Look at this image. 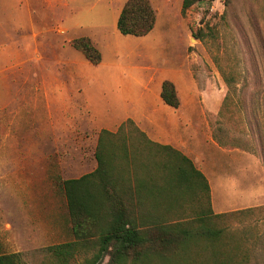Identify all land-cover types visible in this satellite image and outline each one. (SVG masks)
I'll list each match as a JSON object with an SVG mask.
<instances>
[{"label": "rangeland", "instance_id": "374dc122", "mask_svg": "<svg viewBox=\"0 0 264 264\" xmlns=\"http://www.w3.org/2000/svg\"><path fill=\"white\" fill-rule=\"evenodd\" d=\"M148 1L155 20L142 38L116 29L124 0H0V254L15 253L22 264H53L44 248L72 239L59 182L87 171L94 152L81 77H159L186 60L197 89L218 107L226 86L214 56L233 71V87L220 112L206 118L212 138L229 151L217 153L206 174L215 202L245 206L213 216L203 188L153 199L162 204L149 207L150 217L198 225L213 235L191 236L171 261L153 257L149 264H210L219 251L241 264H264V0H225V5L203 0L183 14L181 0ZM196 29L206 32L202 41L192 37ZM78 36L98 48V63L70 45ZM114 94L90 93V98L96 107ZM107 144L101 154L112 167L119 165L111 187L125 198L127 190L114 186L129 172L124 168L132 154L134 165L144 161L130 172L169 171L159 154L145 160L138 143H132V152ZM199 215L203 219L197 220ZM95 250L81 247L67 264H79Z\"/></svg>", "mask_w": 264, "mask_h": 264}, {"label": "trees", "instance_id": "16d2710c", "mask_svg": "<svg viewBox=\"0 0 264 264\" xmlns=\"http://www.w3.org/2000/svg\"><path fill=\"white\" fill-rule=\"evenodd\" d=\"M199 1L203 0H181L180 13L183 14L193 3ZM223 4H226L225 0ZM154 20V11L148 0H124L117 14L115 26L120 34L142 36L151 30ZM205 26L207 27V25ZM206 30L208 35L212 34L210 28L207 27ZM207 34L202 29L191 30L192 37L199 41H202ZM70 45L78 50L88 62L96 64L100 61L98 48L87 36L72 38ZM212 60L226 86L218 107V113L233 87L234 73L227 65L221 64L216 57L212 56ZM159 95L164 103L172 107L177 106L178 99L174 86L169 80L161 81ZM130 124L132 121L126 119L120 124V127ZM104 132L99 131L94 148L95 167L76 178H64L59 182L66 202L72 239L50 244L44 248L50 260L54 261L53 264H67L77 249L86 246H96V250L79 264H98L104 256L107 257L104 264H149L153 257L167 263L174 257L173 254L185 250L186 242L191 236L210 238L209 236L213 235L210 229L198 225L161 222L157 217L148 215L149 211L153 210L136 211L129 208V198H125L124 193L111 187L115 178L111 174L113 169L117 168L116 171H119V165L116 168L112 167L109 158H104L101 154L103 152H101L100 137ZM216 142L221 145L219 141L216 140ZM147 143L153 147V154H159L166 158L165 161L161 162L162 164L167 166L169 163V171L163 173L172 174V177H176V182L179 185H184L191 190L203 188L206 193L208 213L212 214L209 207L206 180L194 168L191 161L168 146H160L148 141ZM107 146L113 148L114 144L112 146L107 144ZM117 146L120 147L121 145ZM125 147L122 146V148ZM158 147L162 150L155 153ZM136 148L138 149V147ZM127 149L132 152L133 144L129 145ZM143 161L144 159L134 165L132 154L127 168L124 169L135 171L138 166L143 167ZM108 173L111 176H108ZM174 190L175 194L183 191L178 186H175ZM177 199L171 201H177ZM222 214L224 213L212 215L220 216ZM203 217V215H199L197 220H201ZM167 252L171 254L168 255ZM219 252L216 253L215 257H211L210 264H241L240 259L234 255L223 251ZM0 264H22V262L19 261L15 253H9L0 254Z\"/></svg>", "mask_w": 264, "mask_h": 264}, {"label": "crops", "instance_id": "0c3cea01", "mask_svg": "<svg viewBox=\"0 0 264 264\" xmlns=\"http://www.w3.org/2000/svg\"><path fill=\"white\" fill-rule=\"evenodd\" d=\"M143 36L138 37L143 38ZM164 79L169 80L174 86L178 99L176 107L169 106L160 98V83ZM80 80L84 106L95 131L93 149L97 143L99 131H105L100 137L101 145L107 143L121 145L120 149L122 150L124 149L123 145L128 147L132 143H138L143 147L145 160L153 152V147L147 141L160 146H168L187 157L194 168L204 176L212 214L232 211L245 206H224L212 198V187L206 174L210 167L208 162H212L217 153L226 154L229 149L221 147L212 138L208 125L209 120L206 117H215L219 106L217 107V101L210 95L197 89L186 60L180 69L167 70L164 75L159 77H154L150 73L146 78L115 75L108 77L85 76ZM106 83H111L113 89H109L108 86L104 87L107 85ZM90 85L93 86L90 87ZM107 91L115 93L114 99H107L106 104L95 107L90 93L105 92L107 94ZM126 119H130L132 124L120 127V124ZM147 147L149 152L146 151ZM159 150L162 149L158 147L155 152L158 153ZM91 153L92 159L88 158L89 169L83 173L89 172L95 167L93 151ZM207 157L211 159L208 160ZM144 169L143 172H122L123 175L119 177L121 184L114 186L127 190L129 205L133 206L134 210H148L152 205L162 204L153 199L173 195L172 190L175 191V186L180 187L184 193L186 187L179 185L176 182V177H172V174Z\"/></svg>", "mask_w": 264, "mask_h": 264}]
</instances>
